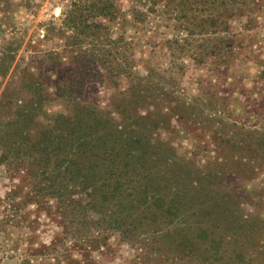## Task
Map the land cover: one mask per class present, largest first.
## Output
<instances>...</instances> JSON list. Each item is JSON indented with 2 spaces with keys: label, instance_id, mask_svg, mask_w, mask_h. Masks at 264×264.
Returning <instances> with one entry per match:
<instances>
[{
  "label": "trees",
  "instance_id": "obj_1",
  "mask_svg": "<svg viewBox=\"0 0 264 264\" xmlns=\"http://www.w3.org/2000/svg\"><path fill=\"white\" fill-rule=\"evenodd\" d=\"M149 1L152 7L148 10L155 11L159 4L165 20L173 22L176 37L166 40L169 46L174 44L197 64L209 62V69L217 72L226 70L243 48L239 33L230 29L231 20L241 7L260 5L259 0ZM116 17L115 0H69L58 22L46 25L43 37L55 38L58 49L68 55L69 67L61 73L57 95L69 94L73 110L58 114L34 137L25 126H1L0 164L9 176L20 168L19 181L27 188L23 198L38 206L43 198L53 199L55 218L70 227L71 246L83 247L85 253L108 248V240L115 234L119 243L142 252L137 256L141 264H254L246 242H231L225 234L229 210L220 215L221 222L207 219L206 211L216 194L210 186L230 178L233 159L239 167L241 159L232 157L231 152H264V127L246 129L242 123L235 128L234 119L214 127L210 125L213 117L203 111L195 113L191 104L179 100L166 111L159 110L163 104L159 103L173 95L164 92L155 96L152 69L144 67V75L129 73L125 41L112 39L100 20ZM143 17L145 13L133 9L132 20L144 21ZM112 46L117 50L116 65L104 54ZM51 52L57 54L54 49ZM98 68L105 77L112 73L114 85L119 78L127 80L120 101L115 103L119 120L72 95L86 88L88 73ZM173 117L183 125H202L194 128L208 132L216 158L201 168H190L189 161L180 160L171 145L153 137L158 126H168ZM252 117L260 121L259 112H252ZM250 162L255 165L254 160ZM222 186L229 191L227 184ZM15 193L11 188L7 197L13 199ZM229 197V192L223 193L219 200L226 203ZM261 222L264 224V219ZM50 243V247L40 246L41 256H50L55 242ZM31 256L24 255L19 264H35L36 258L44 264L45 259L36 253ZM50 259L48 264H61L52 255ZM64 260L79 264L67 255Z\"/></svg>",
  "mask_w": 264,
  "mask_h": 264
},
{
  "label": "rangeland",
  "instance_id": "obj_2",
  "mask_svg": "<svg viewBox=\"0 0 264 264\" xmlns=\"http://www.w3.org/2000/svg\"><path fill=\"white\" fill-rule=\"evenodd\" d=\"M68 1L0 0V127L7 123H13L9 129L25 126L34 137L49 127L58 114H69L73 110L69 94L57 95L61 73L69 67L68 55L58 49L55 38L43 37L46 25L58 22L59 14ZM115 2L118 17L100 20L109 28L112 39L123 38L125 41L129 73L144 75L143 68H150L153 70L154 83L151 86L155 96L172 93L173 96L159 103H163L159 110L166 111L173 101L179 100L191 104L195 113L203 111L213 117L210 125L214 127L234 119L237 121L235 128L244 123L246 126L243 128L256 125L263 129L264 0H259L258 6L241 7L231 20L230 29L239 33V43L243 48L235 53L227 69L221 72L211 71L209 62L203 65L195 63L174 44L169 46L166 40L176 37L175 30L173 22L165 20L159 4L154 11L148 10L152 7L149 0ZM133 9L145 13V20H132ZM244 23L246 25L242 26ZM115 47L107 48L104 53L113 65H116ZM52 49L57 54L52 53ZM113 69L115 71L116 66ZM103 75L101 68L91 70L87 75L89 83L86 88L79 93L77 89L72 95H76L74 97L83 104L119 120L115 103L120 101V92L127 87V80L119 78L118 84L114 85L110 75ZM251 111L260 113V121L252 117ZM169 123L166 127L165 124L159 125L157 136L153 137L171 145L180 160L189 161L190 168H201L216 158L208 132L196 129L202 125H183L175 117ZM229 126L227 124V130ZM1 128L0 136L4 132ZM2 142L0 137V150ZM231 155L234 158L238 155L241 162L237 168L233 159L230 178L210 186L216 194L206 211L207 219L221 222L220 215L229 210L226 222L232 225V229L228 225L225 234L231 242L245 241V249L253 256V263L264 264V224L261 222L264 219V152L233 150ZM18 169L9 176L6 167L0 164V264H19L21 257H33V253L45 259L42 260L44 264L52 263L51 255L61 264L68 263L64 260L66 255L79 264H141L137 256L142 252L119 243L115 234L109 238L108 248L85 253L83 247H72L70 227L55 218L53 199L43 198L38 206L27 197L23 198L27 188L24 189L19 181L21 173ZM223 183L227 184L229 191H224ZM11 188L16 191L13 199L7 197ZM228 192V202L223 203L219 198ZM50 241L55 242L53 250L49 251L50 256H41L38 249L41 245L50 247ZM39 259L36 258L35 264H39Z\"/></svg>",
  "mask_w": 264,
  "mask_h": 264
}]
</instances>
